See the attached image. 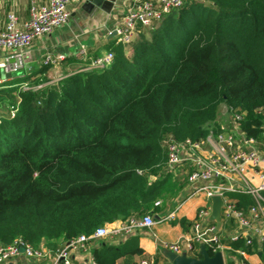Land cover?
Wrapping results in <instances>:
<instances>
[{"label": "trees", "instance_id": "obj_1", "mask_svg": "<svg viewBox=\"0 0 264 264\" xmlns=\"http://www.w3.org/2000/svg\"><path fill=\"white\" fill-rule=\"evenodd\" d=\"M147 31L127 46L110 41L103 68L38 89L0 87V107L15 110L0 116V245L65 243L154 212L155 201L184 187L163 143L219 132L210 124L221 105L240 115L246 137L264 143V0H185ZM229 196L240 208L253 203ZM227 244L264 261V241ZM134 253H142L134 244L91 249L93 264Z\"/></svg>", "mask_w": 264, "mask_h": 264}, {"label": "built area", "instance_id": "obj_2", "mask_svg": "<svg viewBox=\"0 0 264 264\" xmlns=\"http://www.w3.org/2000/svg\"><path fill=\"white\" fill-rule=\"evenodd\" d=\"M79 2L81 0H48L46 4L38 5L37 0H29V16L23 21H20L14 12H8L4 26H0V54L6 53L0 62L1 71L11 75L22 69L23 51L29 48L35 39L67 23L70 4ZM184 2L185 0H160L153 3L145 0L132 4L123 15L120 28L116 30L117 42L123 46L129 45L140 30L158 25L166 14L179 8ZM77 57L90 59L85 50H79ZM61 59L62 56H51L47 53L42 63L44 66L55 67ZM111 59L112 53L106 52L90 59L80 70L103 68ZM64 76L66 75H58L55 80ZM5 80L7 79H0V83ZM51 82L34 86L21 83L20 87L38 89L49 83L52 84ZM239 119L240 115L235 113L231 117L232 124L228 130L217 133L209 131L202 142L186 139L183 142L166 140L163 143L167 167L171 172L176 173L182 166L190 168L186 176L187 181L192 185L189 196L202 193L209 200L212 196H219L222 200L220 222L230 224L233 222L237 225V230L230 233L221 232L215 222L209 220L211 206L205 205L196 211L190 224V233L173 243L162 242V248L177 255L194 257L195 252L201 256L200 247L203 245L207 252L208 249L211 250L212 254L208 252L209 256L221 252L223 259V250H228L232 264H249L245 249H232L227 242L241 239L245 246H249L264 241V171L262 170L264 154L260 153L256 140L246 137L240 131ZM204 144L210 149L204 150ZM248 170L254 173L258 184L254 185L247 179ZM237 192L248 194L252 198V205L243 209L227 197L228 193ZM154 205H161V201H155ZM175 214V210H172L158 218V221L173 220ZM156 222L152 214L131 215L119 228L107 229L105 224L100 225L90 235L80 234L54 250L42 249L21 238H15L8 245H0V263L24 254L36 260L52 255L51 264H72L71 253L78 249H87L88 242L121 232L129 234L136 229H151ZM134 264L156 263L152 259L142 258Z\"/></svg>", "mask_w": 264, "mask_h": 264}, {"label": "crops", "instance_id": "obj_3", "mask_svg": "<svg viewBox=\"0 0 264 264\" xmlns=\"http://www.w3.org/2000/svg\"><path fill=\"white\" fill-rule=\"evenodd\" d=\"M141 1L145 0H81V2L77 4H70V16L67 23L54 29L49 34L35 39L31 46L23 51V72L14 78L11 76L7 78L1 75L0 69V79H7L5 81L16 80L17 82H15L14 85L18 87H20L21 83L34 85L35 80L41 81L44 79L45 81L39 83V85H41L50 81H55L57 75H67L79 71L90 59L106 53V45L110 41L116 40V30L119 29L122 24L123 15L132 4ZM149 1L157 3L160 0ZM47 2L48 0H37L38 5H44ZM11 11L18 16L20 21L26 20L29 16V0H0L1 27L4 26L6 21V14ZM147 30L148 29L140 30L135 38H138L141 33L147 36ZM79 50H85L90 59L78 58L77 52ZM47 53L51 56H62V59L55 67H46L43 65L42 61ZM5 56L6 53L0 54V62ZM1 87L3 86L1 85ZM223 108L225 110L221 113L219 112L216 121L210 124V127H214V125L218 126L220 131L228 130L232 124V120L224 105ZM256 144L260 153L264 154V143H261L263 146H260L258 142ZM203 148L204 150L210 149L206 144L203 145ZM183 168L187 170L185 174L180 173L184 171ZM189 170L190 168L188 169V166L178 168V175L181 179L183 178L184 187L175 197L171 196L166 199H158L161 201V205H154V212L146 213L152 214L155 220H157L156 224L151 229L141 228L129 234L121 232L105 238L92 240L88 242L87 249H78L71 253L72 264H92L91 249L103 243H110L115 246L134 244L142 249V253H134L119 257L116 260L117 264H134L142 258H148L154 261L158 255L164 258L162 251L166 249L162 248L161 243L176 242L184 235L190 233V224L196 211L202 206H211V200L207 199L202 193L189 196L192 190V185L186 179ZM262 170L264 171V166ZM246 175L247 179L252 184H258V180L252 171L248 170ZM230 194L232 193H228L227 197L237 203L235 198L229 196ZM172 210H175L176 213L173 220L158 221V218ZM124 221H126V219H117L105 225L107 229H115L119 228ZM217 228L223 233H230L237 230V225L233 222L231 224L228 222H220ZM54 243H57L56 246H54ZM63 244L64 243L59 241H46L42 239L37 247L54 250ZM261 244L262 243L257 244L258 247ZM224 252L226 253V258H224ZM229 253L228 250H223L224 264L230 263ZM259 256V252L248 254L247 260L249 264H264V261H262ZM194 257L201 258L198 252L194 253ZM164 259L166 262H164L162 258H159L156 264H169L167 259ZM51 261L52 255L36 260L28 258L24 254H19L0 264H51Z\"/></svg>", "mask_w": 264, "mask_h": 264}, {"label": "water", "instance_id": "obj_4", "mask_svg": "<svg viewBox=\"0 0 264 264\" xmlns=\"http://www.w3.org/2000/svg\"><path fill=\"white\" fill-rule=\"evenodd\" d=\"M9 73L5 77H10ZM211 200V214L209 219L216 222L217 226L220 224V209L222 200L219 196H212ZM162 255L167 259L169 264H223L221 252H216L213 256H209L205 246L200 247L201 258L187 257L185 255H177L170 250H163Z\"/></svg>", "mask_w": 264, "mask_h": 264}, {"label": "rangeland", "instance_id": "obj_5", "mask_svg": "<svg viewBox=\"0 0 264 264\" xmlns=\"http://www.w3.org/2000/svg\"><path fill=\"white\" fill-rule=\"evenodd\" d=\"M85 66V65H84ZM83 67V66H82ZM23 70L22 69H19L15 72H13L11 75L12 78H14L15 76L19 75L20 73H22ZM1 75L2 76H5V74L3 73V71H1ZM58 76V75H57ZM60 80V79H58ZM58 80H55V81H52L51 83H55L56 81ZM17 82L16 80H10V81H5L4 83L0 84V87L1 85L2 86H10V85H14V83ZM50 84V83H49ZM21 88V87H20ZM225 109L223 108V105H221V109H220V113L223 112ZM15 110L14 109H8L7 107H4V106H1L0 107V116H13ZM226 116H227V113H226ZM260 146H263L262 144H260ZM224 258H226V253L224 252Z\"/></svg>", "mask_w": 264, "mask_h": 264}]
</instances>
